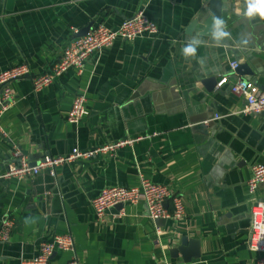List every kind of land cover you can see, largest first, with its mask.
<instances>
[{"label":"crops","instance_id":"1","mask_svg":"<svg viewBox=\"0 0 264 264\" xmlns=\"http://www.w3.org/2000/svg\"><path fill=\"white\" fill-rule=\"evenodd\" d=\"M250 2L219 3V19L207 29L209 0H0V71L25 63L33 75L45 72L86 27L116 28L138 11L158 26L154 36L116 37L79 76L68 69L38 91L29 75L10 83L15 102L0 118V172L16 162L13 144L35 164L73 146L140 140L115 156L60 166L54 177L0 179V230L11 221L0 234V264L32 258L53 233L74 242L73 251L52 253L59 263L72 254L76 264L254 263L258 253L246 245L250 208L264 201V184L250 194L246 182L251 166L264 163V113L239 112L244 98L216 86L236 61L232 76L264 89V15H248ZM188 46L194 53H184ZM77 94L87 113L72 124L67 112ZM215 114L224 117L211 120L210 130L205 120ZM139 173L182 195L183 219L154 221L144 203L96 217L100 189L137 185ZM183 236L197 240L198 256L189 240L174 252Z\"/></svg>","mask_w":264,"mask_h":264},{"label":"built area","instance_id":"2","mask_svg":"<svg viewBox=\"0 0 264 264\" xmlns=\"http://www.w3.org/2000/svg\"><path fill=\"white\" fill-rule=\"evenodd\" d=\"M73 33L78 30L73 28ZM158 34V26L148 18L143 11H138L131 17L124 19L116 28H110L99 23L84 35L73 37L62 49V52L51 68L42 73L31 74L29 65L19 63L0 71V118L14 102L15 96L10 83L25 75L31 76L34 90L49 85L61 73L73 69L79 76L83 73L85 63L89 56L113 44L116 37L125 40H134L138 37ZM229 67L235 72L238 62L231 61ZM231 72V73H232ZM231 73L223 75L217 82V88L224 85L231 93L244 98L245 104L239 112L244 114L264 113V89L255 82L240 76L233 77ZM84 94H77L71 101L67 112V122L78 123L87 113L84 102ZM223 115L215 114L211 119H221ZM1 130V127H0ZM140 137L109 140L102 144L80 148L73 146L69 152L62 155L44 154L35 164L29 162L28 156L16 145H12V154L16 162L8 164L5 171L0 172L2 178L21 179L26 176H35L44 172L50 176H56V169L65 164H71L78 160H88L97 155L115 156L117 151L125 147H133ZM250 194H253L260 184H264V163L257 162L251 166V173L246 182ZM144 203L149 217L156 220L179 221L185 216L184 199L180 193L172 192L167 186L152 182L139 173L137 185H108L100 189L92 200V206L96 217L103 220L107 211L116 205ZM170 204V208L167 207ZM123 210L117 212V216L123 215ZM250 233L246 245L249 249L258 253L253 264H264V201L255 200L250 208ZM11 225L8 219L3 220L0 234L4 235ZM57 251H73V238L68 233H53L44 240L38 248V252L30 259H24L18 264H76V257L72 254L64 262H56L51 259L52 253Z\"/></svg>","mask_w":264,"mask_h":264},{"label":"water","instance_id":"3","mask_svg":"<svg viewBox=\"0 0 264 264\" xmlns=\"http://www.w3.org/2000/svg\"><path fill=\"white\" fill-rule=\"evenodd\" d=\"M223 1H225V0H209V3H210V8L209 9L212 10V14L213 15L209 16L207 18V20H206L205 24L207 25V29H210V27H213L216 24V20L219 19V13H218L219 9H218V7H219V3L223 2ZM192 26H193V24H191L189 27L191 28ZM89 28H90V26L86 27L83 32H80L78 34V36L85 34L88 31ZM203 33L206 34L207 31H205ZM199 125L200 126H198V127H201L200 129L203 130L204 127H205L204 126L205 124L202 123V124H199ZM207 125H209L210 130H213V127L215 126V124L213 122H211V121H208ZM188 240H189L190 243L192 242L193 244H195L196 249L198 248V245H197L198 242H197L196 239H192V238H188L187 236H183L181 238V240H180L181 244L178 246V248H176L174 250V252L177 251V250H180V251L184 252L185 251L184 247H185L186 243L188 242ZM195 256H198V249H197V252L195 253ZM184 259L186 261L188 260V258H184Z\"/></svg>","mask_w":264,"mask_h":264},{"label":"clouds","instance_id":"4","mask_svg":"<svg viewBox=\"0 0 264 264\" xmlns=\"http://www.w3.org/2000/svg\"><path fill=\"white\" fill-rule=\"evenodd\" d=\"M248 15H252L256 12H259L261 15H264V0H251V2L248 5ZM227 35V33H225ZM195 48H192L191 46L184 48L185 54H191L194 53Z\"/></svg>","mask_w":264,"mask_h":264}]
</instances>
